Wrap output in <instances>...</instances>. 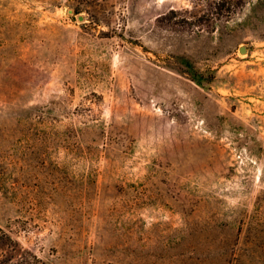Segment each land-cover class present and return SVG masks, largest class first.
<instances>
[{
  "label": "rangeland",
  "instance_id": "obj_1",
  "mask_svg": "<svg viewBox=\"0 0 264 264\" xmlns=\"http://www.w3.org/2000/svg\"><path fill=\"white\" fill-rule=\"evenodd\" d=\"M218 5L0 0L1 230L48 264H264V0Z\"/></svg>",
  "mask_w": 264,
  "mask_h": 264
},
{
  "label": "trees",
  "instance_id": "obj_2",
  "mask_svg": "<svg viewBox=\"0 0 264 264\" xmlns=\"http://www.w3.org/2000/svg\"><path fill=\"white\" fill-rule=\"evenodd\" d=\"M220 2L222 5L218 6L223 7L227 2L230 4L231 0ZM0 264H48V262L0 229Z\"/></svg>",
  "mask_w": 264,
  "mask_h": 264
},
{
  "label": "water",
  "instance_id": "obj_3",
  "mask_svg": "<svg viewBox=\"0 0 264 264\" xmlns=\"http://www.w3.org/2000/svg\"><path fill=\"white\" fill-rule=\"evenodd\" d=\"M69 13H73V11L69 10ZM77 19H78V21H82L83 20L82 16H78ZM242 49H244V48H242Z\"/></svg>",
  "mask_w": 264,
  "mask_h": 264
}]
</instances>
